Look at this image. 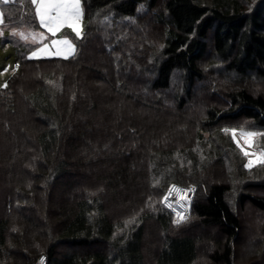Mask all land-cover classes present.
Here are the masks:
<instances>
[{"label":"trees","instance_id":"1","mask_svg":"<svg viewBox=\"0 0 264 264\" xmlns=\"http://www.w3.org/2000/svg\"><path fill=\"white\" fill-rule=\"evenodd\" d=\"M83 3L76 54L0 90V264H264L238 252L264 175L231 132H264V0ZM1 8L40 29L29 0ZM172 184L194 190L185 222Z\"/></svg>","mask_w":264,"mask_h":264},{"label":"rangeland","instance_id":"2","mask_svg":"<svg viewBox=\"0 0 264 264\" xmlns=\"http://www.w3.org/2000/svg\"><path fill=\"white\" fill-rule=\"evenodd\" d=\"M14 0H9L8 3L0 2V13L2 12L1 5L2 4H9L13 2ZM81 2V8H82V19L78 22L77 28L81 32V35L79 37L76 36V34L68 27H64L59 31L55 36H53L46 28H43L39 24V18L36 16L37 24H39L40 29L29 28L24 26H13L10 24H5L3 21V24L0 25V90L2 88H5L4 85H8L9 80L18 72L17 66L22 62L23 59H30V60H44V59H69L73 57L76 54V45H75V39L81 38L86 29H87V20L85 17V8L83 0H80ZM14 32H23L25 35H28L31 32H37V33H44L46 39H44L42 42H36L33 43L31 38L29 40L21 39L18 35H13ZM67 37L71 44L73 45V53L67 55V58H65L64 55H52V54H40L36 57H33V52L37 51L39 48L43 47L44 45H48L50 53L55 52V48L51 46L52 40H59L62 38ZM63 48V46H61ZM237 131L241 129H236ZM246 132V131H245ZM251 133H255L254 137L248 138V144L244 143L243 139H240L237 137L236 145L238 146L237 141L240 143L239 147V154L243 156L245 159L246 166L248 165V168L252 174H254L253 171H251L252 168L260 167L261 175H264V163H261L262 157L260 156L261 152H264V132H257V131H250ZM243 148V150H241ZM249 152L248 156L244 155V152ZM254 153V154H253ZM251 161V163H250ZM264 177V176H263ZM255 182H263V179H260L259 176L254 177ZM259 184V183H258ZM2 189V188H0ZM256 192V194H260L264 196V188L256 187L255 189H251ZM240 192V189H239ZM236 195V194H235ZM118 211V210H117ZM118 214L121 213L118 211ZM244 216V222L246 223L244 227L243 234L239 238L238 241V252L240 254H245L249 247L253 244L255 245L256 252L258 254L264 253L263 245H261V236L260 233L261 229L264 227V214L260 213L259 211H255L254 208L250 207L249 205L246 206L245 211L243 212ZM190 218V217H189ZM188 218V219H189ZM187 219V220H188ZM186 220V221H187ZM185 222V221H183ZM148 242H153V239H148ZM151 243L150 246V254L146 255L147 261H149L151 258H153V249L155 248V244ZM205 246V245H204ZM153 250V251H152ZM253 264H256V259L251 261ZM245 263V262H244ZM250 262H248L249 264ZM147 264V263H146Z\"/></svg>","mask_w":264,"mask_h":264},{"label":"snow or ice","instance_id":"3","mask_svg":"<svg viewBox=\"0 0 264 264\" xmlns=\"http://www.w3.org/2000/svg\"><path fill=\"white\" fill-rule=\"evenodd\" d=\"M0 2L8 3L9 0H0ZM29 3L34 6L35 15L39 18V24L41 27L46 28L53 36H55L61 29L65 26L70 28L77 37L81 35V32L77 28V24L82 19V8L80 0H29ZM3 24V13H0V25ZM13 35L20 36L21 39L29 40L31 38L33 43L42 42L46 39L44 33L31 32L28 35H25L23 32H14ZM51 46L55 48L54 53H50L48 45H44L39 48L37 51L33 52V57H36L40 54H52V55H64L67 58V55L72 54L74 49L71 41L65 37L59 40H52ZM63 46V48L61 47ZM4 87H7L5 84ZM227 133L230 130L224 129ZM232 136L234 140H237V137L244 140L245 144H248V138L254 137L255 133L245 132L243 129L237 131L232 129ZM238 147H240L239 141H237ZM243 150V148L241 149ZM254 154V153H253ZM245 156L249 155V152H244ZM262 157L261 163H264V152L260 153ZM251 163V161H250ZM173 191L180 193L178 199L183 201L188 190L177 189L173 186L172 189L164 196L163 201L167 205L169 202V197L172 195ZM183 206V205H181ZM175 210V209H174ZM177 216L180 217L176 222L179 223L180 220L184 219L179 211H177Z\"/></svg>","mask_w":264,"mask_h":264},{"label":"built area","instance_id":"4","mask_svg":"<svg viewBox=\"0 0 264 264\" xmlns=\"http://www.w3.org/2000/svg\"><path fill=\"white\" fill-rule=\"evenodd\" d=\"M173 186H175V188L177 189L188 190L186 192L185 198L183 201L179 200L178 196L180 195V193L173 191L172 195L169 197L168 204L166 205L164 203V206L168 211H170L172 214L175 215L176 221L180 219V217L177 216V211H179L181 215L184 217V219L180 220V222H183L186 221L191 216V205L194 199V190L186 189L185 187L178 184H172L169 187L167 193L169 192L170 189L173 188ZM36 264H47V257L45 255H41L38 261L36 262Z\"/></svg>","mask_w":264,"mask_h":264}]
</instances>
